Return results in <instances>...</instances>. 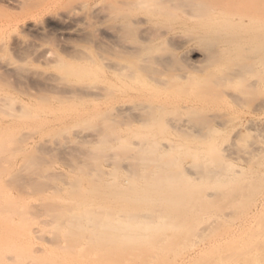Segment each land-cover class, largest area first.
<instances>
[{
    "label": "bare ground",
    "instance_id": "6f19581e",
    "mask_svg": "<svg viewBox=\"0 0 264 264\" xmlns=\"http://www.w3.org/2000/svg\"><path fill=\"white\" fill-rule=\"evenodd\" d=\"M44 1L0 0V27L37 35L69 23L84 32L77 16L88 2L58 13ZM94 3L109 8L113 41L144 26L150 42L190 9L203 59L182 67L161 59L165 73L150 82L138 62L110 65L105 77L92 67L97 57L73 47L62 71L74 82L55 93L112 110L33 145L0 123V264H264L263 147L241 164L236 149L244 129H264V0ZM131 50L137 61L153 53ZM39 117L21 108L13 121L44 125Z\"/></svg>",
    "mask_w": 264,
    "mask_h": 264
},
{
    "label": "rangeland",
    "instance_id": "374dc122",
    "mask_svg": "<svg viewBox=\"0 0 264 264\" xmlns=\"http://www.w3.org/2000/svg\"><path fill=\"white\" fill-rule=\"evenodd\" d=\"M47 1L45 2L48 4L46 6L50 8L54 7L53 9L58 13L70 12L71 9L73 10L75 7H72V5L76 3V0H73V2L71 0H63V3H60L62 0ZM84 1L88 2L82 8L86 13L82 9L78 10L80 11L78 12L79 15L76 13V15H78L77 18H83L85 16V20L83 18L84 21L80 18L82 21L79 20L78 22V29L82 30L83 28L84 32L75 33L74 28L76 27H72L73 24L70 26L69 23H64L66 25L63 24V27L62 24L54 26L53 24H44L43 34L39 33L37 35L32 32L28 34L27 32L29 31L21 25L13 34L6 27H0V115H2L1 117L3 118L0 117V123L9 124L10 128L13 130L15 129L20 135L22 134L25 136V134H30V137H28L29 139L31 137L35 138V140L31 138L33 141H30L31 145L35 144V142L38 144L40 138H46L48 135L60 129L73 131L77 128H82L77 125V120L81 117L84 120L97 122L100 120L102 114H106V112L112 110L111 106L113 104H89L87 102L84 104V101L81 102L80 100H77L78 103L74 102V104H72V101H66L63 95V97L57 96L60 93L59 91L62 90L60 87L68 82L69 84H71L70 82H72V84L74 82L73 80L75 78L72 77L68 79V77L63 75L62 70L64 68L63 65L67 64V61H72L69 59H72L74 56L77 57V54L75 55L76 51H74L77 48L83 49V51H86L88 54L90 53L89 55L93 54L94 57H97V61L93 63L92 67L96 71H98V69H101V71L103 70L102 75L105 77L106 73L109 71L107 68L110 65L125 62H138L142 68L148 70L144 78L146 81L150 82H153V79L155 80L158 75L160 76L165 73L163 66L159 63L161 59L168 60L169 62L176 61L180 67L190 63L197 64L203 59V53L201 50L198 51L199 48L202 49V44L201 42H197L199 40L196 39L197 36H195L196 34L198 35V33L201 35L202 31L200 30L201 28L195 24L196 20L191 17L193 13L190 9H186L182 14H179V18L175 19L171 24L170 27L172 28H164L166 31L164 29V31L161 30V34H158L153 40H150V42L147 39V32L144 26H131L132 28L129 27L130 29H128L126 33L124 32L126 36L121 33L124 38L113 41L106 32L110 31L109 34H116L118 29L114 23L115 21L110 17L109 8L106 4L101 3H98L97 7L94 8L93 4H96L94 2H98L99 0ZM64 3H66V5H64ZM92 7L97 9L93 10ZM6 10L7 9L0 2V15H2V13L5 15L7 13H5ZM75 12H77L76 9ZM14 15L15 17L19 16V19L21 17V14L16 15L15 13ZM73 15L76 16L75 14ZM72 30L73 32H71ZM74 33L76 36H73ZM80 33L83 37L81 35L79 36ZM177 40L181 41L180 44L182 45L175 43ZM243 40L245 41L244 38ZM139 45L152 48L153 53L140 56L138 61L132 59L131 49ZM66 46L67 48H65ZM73 47H76V49ZM71 48H73V50H71ZM68 50H70V52H68ZM189 50L191 51L189 52ZM43 52L45 56H42ZM70 56H72V58ZM57 59H62L63 61H57ZM61 81L64 83H59ZM263 85L261 86L262 88L264 87ZM261 87L258 89L259 92H261H258L259 95L261 94L260 97L264 94H262L264 88L261 90ZM257 98H259L258 95L255 97L258 101ZM252 99L254 100V98ZM129 103L136 106L147 105L142 99H131ZM21 108L33 114H39V118L44 120V125L40 123L32 125V121L28 124H17L14 122L13 119H15L14 117H16V115H20ZM97 112H100L101 115L95 116ZM261 126L263 125L256 127L257 129H244L242 131V136L247 135L248 139L244 142L240 137L237 142L236 149L239 155L237 163H243L242 158L245 152L254 151L256 148L254 145L263 147L264 153V129ZM85 129L93 131L91 127H85ZM19 164L20 160L18 158L16 159L15 166L18 167ZM62 168L63 166L61 164H59V166L57 165V167L55 166L56 170H61Z\"/></svg>",
    "mask_w": 264,
    "mask_h": 264
}]
</instances>
